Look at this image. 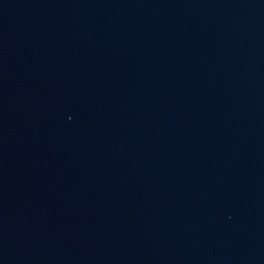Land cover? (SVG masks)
Segmentation results:
<instances>
[{
    "label": "water",
    "instance_id": "1",
    "mask_svg": "<svg viewBox=\"0 0 264 264\" xmlns=\"http://www.w3.org/2000/svg\"><path fill=\"white\" fill-rule=\"evenodd\" d=\"M0 264H264V0H0Z\"/></svg>",
    "mask_w": 264,
    "mask_h": 264
}]
</instances>
